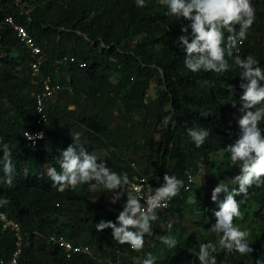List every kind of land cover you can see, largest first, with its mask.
Listing matches in <instances>:
<instances>
[{"label":"trees","instance_id":"trees-1","mask_svg":"<svg viewBox=\"0 0 264 264\" xmlns=\"http://www.w3.org/2000/svg\"><path fill=\"white\" fill-rule=\"evenodd\" d=\"M252 3L256 19L238 54L242 59L253 56L264 68V0ZM146 5L138 8L136 0H0V137L9 144L15 167L12 187L0 170V197L10 200L0 207V214L21 228L18 264H139L149 251L157 256L156 264H199L194 253L198 254L200 243L216 246L212 255L217 264H256L257 260L264 264V186L254 185L246 197H236L243 213L236 223L247 228L256 219L260 222L256 228L261 233L250 244L251 254L226 253L219 235L209 231L216 221L199 218L218 203L211 194L220 182L230 190L238 187L232 178L240 168L231 165L223 148L239 138L240 84L246 81H241L240 69L230 57L226 59L231 69L221 75L187 70L186 52L177 37L190 22L167 15L159 0H146ZM8 17L42 49L38 82L31 75L32 54ZM44 78L59 88L45 100L48 121L40 125L36 95L43 91ZM112 99L121 104L119 114L96 108L98 101L105 105ZM37 127L44 131L43 139L27 145L25 133ZM190 127L211 130L200 148L188 136ZM259 127L264 135V119ZM77 133L90 153L106 150L103 161L113 171L127 173L130 182L137 175L155 189L164 182L165 173L184 181L170 206L157 212L159 219L152 224L153 233L145 236L142 252L118 244L111 229H95L101 219L116 221L129 185L117 190L124 194L115 203L112 192H92L87 184L63 193L51 188L46 169L54 166L59 171L56 157L75 144ZM201 170L204 175L197 183L195 176ZM190 175L194 182L187 189ZM225 195L221 193L219 200ZM189 219L195 231L179 233L177 228ZM167 234L178 240L175 249L160 242L159 237ZM51 235L90 251L68 252L53 244ZM16 241L0 218V264H8Z\"/></svg>","mask_w":264,"mask_h":264},{"label":"clouds","instance_id":"clouds-1","mask_svg":"<svg viewBox=\"0 0 264 264\" xmlns=\"http://www.w3.org/2000/svg\"><path fill=\"white\" fill-rule=\"evenodd\" d=\"M159 4L167 8V15L190 22L181 27L183 34L177 37L179 47L186 52L184 65L187 70L194 74L204 71L221 75L231 69L226 59L230 57L240 69L241 81H246L240 84L243 91L239 98V138L223 148L224 152L230 154L231 165L240 168V174L232 178V183L238 187L230 190L220 182L212 190L211 200L218 202L219 210L214 212L216 223L209 231L219 235V245L226 253L236 252L241 256L251 254L254 249L249 244V231L236 223L243 216L241 202L236 197H246L254 185L258 188L264 186V135L259 127L264 119V68L258 66L259 62L253 56L242 59L238 52L255 22L256 9L252 0H159ZM136 6L146 7V0H136ZM210 131L199 127L187 129L197 148L204 145ZM25 138L34 143L36 139H43V134L34 136L26 132ZM73 139L75 144L69 145L56 157L59 171L54 166L46 169L51 188L63 193L87 184L92 192L100 189L112 192L113 203L120 200L124 193L117 190H126L130 184L128 174L113 171L104 161L98 160L95 154L79 143V133ZM0 153L2 178L12 187L15 178L12 151L2 137ZM163 181L155 189L146 180L132 185L116 221L101 219L95 225L96 231L111 229L112 238L118 244L128 245L134 252H142L145 236L153 233L152 224L159 219L157 210L167 208L168 202L178 196L184 187V181L175 175L165 173ZM221 193L226 194L223 200H219ZM9 203L8 198L0 197V207ZM167 227L170 233L173 224L169 222ZM159 239L168 250L178 245V240L171 234L162 235ZM216 250L212 243H200L198 254H194L198 256L199 264H217L216 257L212 255ZM156 261L157 256L149 251L139 259V264H156ZM256 264L261 262L257 260Z\"/></svg>","mask_w":264,"mask_h":264},{"label":"built area","instance_id":"built-area-1","mask_svg":"<svg viewBox=\"0 0 264 264\" xmlns=\"http://www.w3.org/2000/svg\"><path fill=\"white\" fill-rule=\"evenodd\" d=\"M7 22L13 25V27L16 30L17 35L20 38V40L24 43V45L27 47V49L30 50L32 57H33V60L30 63L31 75L34 79V82H38V80H36L37 79L36 77H38L40 74L41 64H42V61L44 58L41 47L36 44L34 38L27 32V30L22 25H18L14 22L12 17H8ZM64 60H67V58H65ZM71 60H73V59H71ZM41 82L43 83V91L36 95L37 113H38L36 122H37V124H40V125L42 123H45L48 121V117H47V114L45 112V100L48 97H50L59 88V86L51 84L50 78H44ZM29 133L34 135V136L38 133H42L44 135V131L38 127L34 131H30ZM25 136H26V133H25ZM25 139H26L27 145H30V146L35 145L36 142L39 140V139H36L35 142L33 143V141H30L27 138H25ZM132 166L135 168L134 163H132ZM189 177H191V179ZM189 177H188V185L186 187L187 189H189L191 187V184L194 182V177L191 175ZM141 180H146V179L139 177L137 175L134 176L133 180L129 184V191L132 190L131 189L132 185H134V184L138 185L141 182ZM147 184H148V182H147ZM147 184H145V188L147 187ZM172 200L168 202V207L170 206ZM142 203H143V201H142ZM167 208L158 209L157 212L164 211ZM0 218L3 221V228L4 229L9 228L11 231H13L14 235L17 238L16 250L13 253L8 264H18V255L21 251V245H22L21 228L16 221L10 219L4 213L0 214ZM49 240L53 244H59L68 252L86 253V252L90 251L88 246H75L63 236L51 235L49 237Z\"/></svg>","mask_w":264,"mask_h":264},{"label":"rangeland","instance_id":"rangeland-1","mask_svg":"<svg viewBox=\"0 0 264 264\" xmlns=\"http://www.w3.org/2000/svg\"><path fill=\"white\" fill-rule=\"evenodd\" d=\"M154 78H156V76ZM102 105H103L102 102L98 101V103L96 104V108L99 109L100 107L101 108L104 107L105 109H107V111H112L115 114H119V112L121 111V104L116 99H112L108 104H105L103 106ZM71 108L74 109V106H71ZM171 119L172 118L169 117L168 118V122H170ZM92 153L95 154L97 156L98 160H101V161H103L105 158L108 157V152L106 150H97V151H94ZM99 162L100 161H98V163ZM132 162L133 161H131V163ZM203 175H204V171L201 170L195 176V179H196L197 183L202 181ZM218 210H219L218 203H214L212 205L211 209L206 211V212L201 213L199 218L201 220H204V221H208V222L214 221L215 222L216 218L214 216V212L218 211ZM172 219H173V215L171 214V215H169V220H172ZM189 221L191 222L192 220L189 219L188 221L183 222L182 225L177 228V231L179 233H182L183 235H187L190 232L195 231L193 224H191ZM259 223H260L259 220L256 219V220L253 221V223H251V226H249L247 228L246 227L242 228V229H247L249 231V238H248L249 239V244H251L252 242L256 241L258 235L261 233L260 230L256 228V224H259ZM165 226H166L165 224L161 223V227L165 228ZM240 226L242 227V225H240ZM262 245L264 247V242L262 243ZM262 260L264 262V253H263Z\"/></svg>","mask_w":264,"mask_h":264}]
</instances>
